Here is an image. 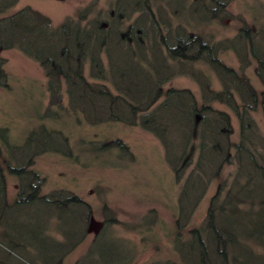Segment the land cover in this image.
I'll list each match as a JSON object with an SVG mask.
<instances>
[{"label": "trees", "instance_id": "trees-1", "mask_svg": "<svg viewBox=\"0 0 264 264\" xmlns=\"http://www.w3.org/2000/svg\"><path fill=\"white\" fill-rule=\"evenodd\" d=\"M18 1L0 0V51L18 50L42 69L50 96L39 119L54 120L61 112L90 127H137L159 141L174 178L182 182L171 237L177 261L152 264H264V139L253 117L258 109L264 117L263 25L249 27L241 21L233 37L216 40L207 30L231 18L227 8L232 0H113L105 12L92 16L93 3L53 27L48 17L29 7L4 16ZM178 19L186 25H178ZM227 52L234 54L238 69L220 59ZM4 64L0 57V87L7 82ZM252 66L261 89L246 75ZM177 77L195 83L199 99L187 88L167 86ZM215 105L236 118V142L230 115ZM66 141L60 131L39 124L16 145L8 130L0 128L3 194L4 171L17 181L16 199L9 203L2 194L0 201L5 227L0 248L6 253L0 264H11L14 247L5 239L13 240L11 232L19 228L13 215L26 210L44 213L47 224L71 218L73 234L81 230L74 244L65 238L57 243L61 255L84 241L90 205L64 190L42 195L45 179L33 169L35 158L62 152ZM115 148L132 156L122 141L93 147L103 152ZM213 182L215 192L195 224L197 206ZM115 222L104 214L98 244ZM61 255L47 264H61Z\"/></svg>", "mask_w": 264, "mask_h": 264}, {"label": "rangeland", "instance_id": "rangeland-1", "mask_svg": "<svg viewBox=\"0 0 264 264\" xmlns=\"http://www.w3.org/2000/svg\"><path fill=\"white\" fill-rule=\"evenodd\" d=\"M112 1L19 0L4 16L29 7L48 17L53 27H56L93 3L95 7L92 16L99 11L105 12ZM227 9L231 18L224 21V25H213L207 30L216 40L233 37L241 21L249 27L257 22V25L262 24L264 28V0H232ZM0 57L5 60L4 71L7 77L6 85L0 87V128L8 130L11 143L16 145L21 144L28 133L39 124L60 131L67 138V148L60 153L42 154L34 160L33 169L45 179L42 195L64 190L78 195L91 207L84 241L70 253L63 252L62 255L65 256L61 264H152L177 261L171 237L174 233L176 201L182 182L177 184L174 180L171 169L165 163L166 158L159 141L137 127L119 124L90 127L79 123L73 114H60L54 120H40L50 96L42 69L15 49L0 51ZM220 59L226 65L238 69L233 53L227 52ZM253 68L254 66L247 70L246 75L255 88L261 89ZM209 76L214 89L218 90L215 77L211 73ZM167 86L187 88L199 99L197 86L188 78L177 77ZM62 96L65 107L64 91ZM215 107L230 115L234 129L231 139L236 142V118L226 108L220 105ZM253 117L260 135L264 138V117L261 110L258 109ZM116 140L129 147L133 161L122 156L116 148L109 153L92 151V147ZM90 142L93 144H89ZM232 170V167L226 168L225 174ZM4 172L7 202L10 203L16 199L17 181ZM215 189L214 182L208 186L203 201L194 213L195 224L204 215L208 200ZM104 214L109 215V221L115 219L116 222L106 229L101 244H98L95 237L101 229ZM17 215L13 216L17 218L19 228L16 227L15 233L11 232L14 235L13 240L5 239L14 247L13 256L9 258L11 264H47L50 258L57 261L61 255V251H56L59 249L57 243L65 238L74 244L80 238L81 230L73 234L68 225L71 218H63L58 222L49 219L47 224L44 213L26 210ZM44 223L46 226L42 227ZM57 224L63 234L58 233ZM3 230L5 227L0 223V233ZM113 241H116V249H112ZM70 248L66 247L65 250ZM99 250L102 251L100 256L103 261L98 257ZM0 253L6 255L1 248ZM2 259L1 257L0 260Z\"/></svg>", "mask_w": 264, "mask_h": 264}, {"label": "bare ground", "instance_id": "bare-ground-1", "mask_svg": "<svg viewBox=\"0 0 264 264\" xmlns=\"http://www.w3.org/2000/svg\"><path fill=\"white\" fill-rule=\"evenodd\" d=\"M178 25H180V26H185L186 25V23H185V21H184V19H178ZM5 65V64H4ZM53 109H55L56 111H58V109L56 108V107H53ZM58 114H62L61 112H58ZM117 141H120V140H117ZM163 148V147H162ZM113 150V149H112ZM92 151H97V150H92ZM111 150H109V151H107V152H105V153H109ZM163 151H164V149H163ZM120 152V151H119ZM121 153V152H120ZM122 156H124L125 158H127V159H129L130 161H133V157L132 156H126V155H124V154H121ZM164 156H165V153H164ZM165 163H166V165L168 166V168L170 169V167H169V165H168V163H167V161L165 160ZM174 177V176H173ZM15 178V177H14ZM15 180H16V178H15ZM174 180L176 181V179L174 178ZM176 183L178 184L179 182L178 181H176ZM45 184V183H44ZM2 194H3V188L2 187H0V199H2ZM4 196H3V198H4V200H6L7 201V191H6V187L4 188V194H3ZM204 199V198H203ZM203 199H202V201H203ZM201 201V202H202ZM201 202L199 203V205L201 204ZM199 205L197 206V208L199 207ZM176 216H177V214H176ZM176 216H175V218H176ZM175 226V225H174ZM174 232H175V227H174ZM173 235H174V233H173ZM172 235V236H173ZM3 258L2 260H0V262L1 261H3V260H5L6 259V256L5 255H3L2 253H0V258ZM6 263H8V262H6Z\"/></svg>", "mask_w": 264, "mask_h": 264}]
</instances>
